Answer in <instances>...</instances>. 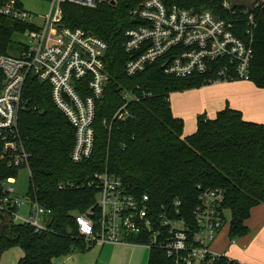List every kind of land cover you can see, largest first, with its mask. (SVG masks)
I'll return each mask as SVG.
<instances>
[{"label":"trees","instance_id":"trees-1","mask_svg":"<svg viewBox=\"0 0 264 264\" xmlns=\"http://www.w3.org/2000/svg\"><path fill=\"white\" fill-rule=\"evenodd\" d=\"M142 1L116 0L115 6L101 4L95 9L61 5L63 27L90 33L107 45L104 63L109 80L95 106L93 151L82 163L71 161L73 128L55 106L50 86L28 76L23 88L27 105L17 114L19 135L29 155L26 196L48 211L50 219L46 232H35L0 211V255L18 246L23 252L18 264H53L73 250L84 251L75 217L95 206L97 190L88 184L95 174L105 172L119 177L130 194H147L157 209L180 200L185 218L196 203L197 185L219 187L230 212L229 241L247 235L245 222L251 210L264 204V124L248 121L226 106L213 119L198 115L194 132L184 135V121L173 115L169 96L205 86V76L167 77L159 62L132 77L124 72L129 60L122 47L124 34L137 25L129 13ZM161 2L167 7L207 10L224 20L242 11L224 8L225 0ZM247 10L255 24L248 82L264 90V5ZM26 29V24L0 14V56L18 49L13 36ZM123 92L132 93L134 99L126 100ZM124 105L129 117L113 118ZM2 150L0 143V156ZM20 170L0 159V199L4 197L1 183L16 178ZM232 263L224 255L218 262ZM148 264H169V260L152 251Z\"/></svg>","mask_w":264,"mask_h":264},{"label":"built area","instance_id":"built-area-1","mask_svg":"<svg viewBox=\"0 0 264 264\" xmlns=\"http://www.w3.org/2000/svg\"><path fill=\"white\" fill-rule=\"evenodd\" d=\"M46 1L49 11L44 16L25 11L20 0H2L0 7L2 16L28 26L22 33L28 43H19L16 55L0 56V159L8 166L26 170L28 175L29 155L17 126V114L27 105L23 97L26 78L32 76L50 86L55 106L74 131L70 158L75 164L92 154L95 106L109 80L104 63L107 45L90 33L63 27L61 5L95 9L112 1L116 5V0ZM223 6L229 8L226 3ZM129 15L137 25L125 32L122 44L129 55L124 66L127 76H135L159 62L165 76H205V86L249 80L255 25L251 11L232 12V18L224 20L207 10L167 7L161 0H143ZM123 96L134 99L130 92H123ZM125 107L113 118H128ZM93 178L88 186L96 187V204L75 217L85 248L132 246L149 253L160 252L169 264H218L222 255L215 253L212 245L226 223L223 189L197 185L196 203L190 217L185 218L178 199L157 209L147 194H130L119 177L105 172ZM1 188L2 213L14 223L33 227L35 232L47 231V226L40 223V215L48 211L28 196L18 198L16 178L4 180ZM22 204L28 210L26 218L17 213Z\"/></svg>","mask_w":264,"mask_h":264},{"label":"crops","instance_id":"crops-1","mask_svg":"<svg viewBox=\"0 0 264 264\" xmlns=\"http://www.w3.org/2000/svg\"><path fill=\"white\" fill-rule=\"evenodd\" d=\"M170 95L172 113L184 121L185 136L194 132L198 115L204 114L208 119H213L226 106L240 111L248 121L264 124V90L256 89L252 83L237 81L207 85ZM245 225L248 233L237 241L230 242L228 231H221L212 245V250L240 264H264V204L251 210ZM97 246L98 262L101 261V264L135 263L136 249L139 248ZM139 260L140 264H144L142 258Z\"/></svg>","mask_w":264,"mask_h":264},{"label":"rangeland","instance_id":"rangeland-1","mask_svg":"<svg viewBox=\"0 0 264 264\" xmlns=\"http://www.w3.org/2000/svg\"><path fill=\"white\" fill-rule=\"evenodd\" d=\"M20 1H22L23 8L25 11L34 14L36 16H44L49 11V3L46 0H20ZM225 2L229 8L234 7L235 9H239L240 7L242 10L253 9L255 8V5L264 4V0H225ZM13 40L15 41V43H17V45H19V43H28V38L23 36L22 34H15L13 36ZM17 53H18V49H15L11 54L16 55ZM239 82L250 83L248 81H239ZM170 98H172L171 95L169 96V103H170ZM172 106L173 103L172 104L170 103V108H172ZM28 180H29L28 172L26 170H20L16 177V190H17V196L21 200H23L26 194L28 193V184H29ZM17 213L20 217L26 218L28 210L26 209V206L22 204L21 206H19ZM225 218H226V223L221 229V231H224V233L228 231L230 212H227L225 214ZM49 219L50 216L47 213L40 215L41 225L47 226ZM237 240L238 239H235L234 241ZM98 249L99 246L95 245L92 248H86L82 252L78 250H73L66 257L54 259L53 264H101V261L98 262V256L96 253V250ZM22 256H23V252L21 248H19L18 246H13L5 250L0 255V264H18ZM140 258H142L144 264H148L149 251L147 249L137 248L135 263L133 262L132 264H140V260H139Z\"/></svg>","mask_w":264,"mask_h":264},{"label":"water","instance_id":"water-1","mask_svg":"<svg viewBox=\"0 0 264 264\" xmlns=\"http://www.w3.org/2000/svg\"><path fill=\"white\" fill-rule=\"evenodd\" d=\"M110 5H111V6H114L115 4H114V2L112 1V2H110Z\"/></svg>","mask_w":264,"mask_h":264}]
</instances>
